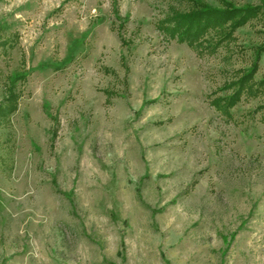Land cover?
I'll list each match as a JSON object with an SVG mask.
<instances>
[{"label": "rangeland", "instance_id": "374dc122", "mask_svg": "<svg viewBox=\"0 0 264 264\" xmlns=\"http://www.w3.org/2000/svg\"><path fill=\"white\" fill-rule=\"evenodd\" d=\"M194 5L0 0V264H264V53L213 102L264 22L201 53L162 26Z\"/></svg>", "mask_w": 264, "mask_h": 264}, {"label": "trees", "instance_id": "16d2710c", "mask_svg": "<svg viewBox=\"0 0 264 264\" xmlns=\"http://www.w3.org/2000/svg\"><path fill=\"white\" fill-rule=\"evenodd\" d=\"M115 11L120 18L116 7ZM253 17L261 18L264 22V8L259 5L239 7L227 1L224 7L216 8L200 0H195L192 9L167 17L165 25L162 26L167 36L186 42L202 53L204 51L211 52L222 40L233 38L234 32L247 24ZM263 53L264 42L256 47L251 67L237 81L228 83L232 92L213 101L218 109L230 114V108L241 99L243 94L252 90L254 76L259 69Z\"/></svg>", "mask_w": 264, "mask_h": 264}]
</instances>
